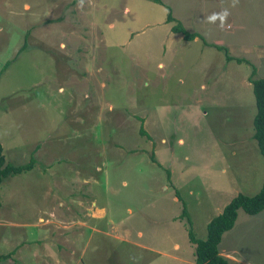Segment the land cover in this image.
<instances>
[{"label":"rangeland","instance_id":"rangeland-1","mask_svg":"<svg viewBox=\"0 0 264 264\" xmlns=\"http://www.w3.org/2000/svg\"><path fill=\"white\" fill-rule=\"evenodd\" d=\"M160 1L0 0L2 155L20 165L32 153L37 163L2 180L0 212L7 221L31 226L34 213L52 205L51 197L71 190L105 201L143 238L151 217L164 224L180 212L174 190L194 220L206 215L213 150L241 145L255 107L244 78L249 65L231 61L223 70V53L202 45L225 46L230 56L251 63L243 52L250 47L264 70V38L257 36V29L264 31V0ZM166 6L200 37L184 41L171 32ZM223 12L229 32L246 31H235L237 40L228 39L219 21L207 20ZM243 38L248 42L240 47ZM140 125L148 139L139 135ZM40 143L44 149L33 154ZM86 176L87 188L77 183ZM197 195L198 205L191 202ZM243 220L264 228V209L244 213ZM15 225L4 227L3 235L22 237ZM244 233V226L237 228L230 241L236 253L264 264V235ZM99 244L103 264H131L125 256L132 252L113 250L122 243L105 238Z\"/></svg>","mask_w":264,"mask_h":264},{"label":"crops","instance_id":"crops-1","mask_svg":"<svg viewBox=\"0 0 264 264\" xmlns=\"http://www.w3.org/2000/svg\"><path fill=\"white\" fill-rule=\"evenodd\" d=\"M227 28L228 26H224L225 34L228 35L229 40L234 41L236 38L232 35L238 30L229 32ZM243 32L246 31L243 30ZM243 32L240 31L239 33ZM263 33L262 29H257V36L264 38ZM195 39L196 37L193 40ZM240 41H242L239 44L241 47L244 42H248V38H243ZM207 46L210 45H202V48ZM243 52L250 59H253H251V64L255 67L256 76H264V70L259 71L256 65L261 62V55L257 56L259 52L256 54L250 47H248V50L244 49ZM231 61L224 60L223 70L227 63ZM247 76L248 74L244 77L245 81H247ZM247 82H245L246 87L248 85L251 87V84H247ZM250 91L252 93L251 88ZM252 133L253 127L249 128L243 136L244 141L241 142L240 146L229 148L225 153L223 151L218 153L216 148L213 150V155L210 158L211 163L207 167L211 178L209 182L210 194L212 193V199L209 200L211 206L207 208L204 205L207 209L206 215L199 217L198 220L195 219V221L189 207L186 205L192 231L196 238H205L206 223L219 214L223 206L234 195L237 193L251 195L259 190L264 179V159L258 151L256 141L253 140L252 142L251 140L253 138ZM41 145L40 143L33 146L31 149L34 152L33 154L41 153V150L44 149ZM231 157H234V159L232 160ZM37 159H42V157ZM4 161L7 162L5 159ZM48 164H45L46 169ZM35 165L37 163L26 172L35 169ZM38 173L42 174L40 171ZM234 178H238L240 183L238 184ZM78 180L79 178H77V183L81 182V186L88 187L89 179L87 176L85 178L81 177L80 181ZM233 183L235 187H233ZM84 192L85 195H82V193L78 194L76 191L71 190L64 196L51 197L52 205L48 210L39 209L36 211L34 213L36 221L31 226L15 225L7 221L8 217L4 211L0 212V255L7 254V257L0 259V264H103L97 252L98 249H103V244H99V242L104 241L105 238H111L124 246H119L120 248L114 246V251L123 249L125 252H132L131 255L125 256L131 264H195L194 245L188 241L183 220L178 218L179 213L173 215L170 219L168 218L167 221L165 220L164 224L163 222L157 223V218L151 217V231L146 233V238H143L144 233L139 230L134 222L125 224L120 216H117L108 208L105 201L99 202L95 199V196L88 197L86 190ZM188 193L192 195L191 190ZM217 199H219V203ZM191 202L198 205L202 202V199L197 195ZM217 204L222 205V208H219L220 205ZM131 213V209L126 208V214L130 215ZM244 213L240 209L237 210L232 227L221 235L217 246L219 255L226 258L228 264H255L249 262L247 257L241 253H236V248L233 247L235 243L230 242L236 234L237 228L242 232L243 226L244 234H253L256 239L264 235L262 226L247 227L244 224ZM255 215L257 213L252 216ZM9 224L21 228L22 237L16 239L8 237V239L6 235H3L4 227ZM246 238L249 241V237ZM94 250H96V254Z\"/></svg>","mask_w":264,"mask_h":264},{"label":"trees","instance_id":"trees-1","mask_svg":"<svg viewBox=\"0 0 264 264\" xmlns=\"http://www.w3.org/2000/svg\"><path fill=\"white\" fill-rule=\"evenodd\" d=\"M154 3L161 4L160 0H151ZM165 23H173L170 26V31L173 33H180L182 39L191 41L199 35L195 32H188L172 15L169 7L166 6V14L164 18ZM203 41V40H202ZM206 44V43H205ZM218 51H221L225 61H235L236 63H246L249 65V73L247 81L251 84V90L254 97L255 113L252 118L253 133L252 137L256 141V145L260 155L264 159V76L255 77V67L242 57H233L228 54L227 48L221 45L209 44ZM24 48V44L18 49V52ZM138 133L145 138L149 135L140 125ZM35 163V160L30 153L26 163L20 165H13L4 161L2 155V147L0 145V183L8 177L30 170ZM166 171V176L169 172ZM174 195L180 201L181 208L178 218L183 220L186 228L188 241L194 245L193 256L195 264H228V260L218 253V243L220 242L221 235L229 230L236 218L237 210L240 209L246 214L254 215L264 209V179L261 183L259 190L252 194L246 195L237 193L234 195L222 208L221 212L212 217L205 226V238L198 239L194 236L190 218L186 209V205L179 195L177 190H174ZM7 257V254L0 255V259Z\"/></svg>","mask_w":264,"mask_h":264},{"label":"clouds","instance_id":"clouds-1","mask_svg":"<svg viewBox=\"0 0 264 264\" xmlns=\"http://www.w3.org/2000/svg\"><path fill=\"white\" fill-rule=\"evenodd\" d=\"M235 3H238V0H234V4ZM227 16H228L227 12L213 13L211 16L207 17V20L210 23H216L217 21H219V26L223 28L227 23Z\"/></svg>","mask_w":264,"mask_h":264}]
</instances>
